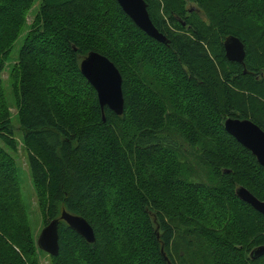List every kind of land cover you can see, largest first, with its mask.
Returning a JSON list of instances; mask_svg holds the SVG:
<instances>
[{"label": "trees", "instance_id": "1", "mask_svg": "<svg viewBox=\"0 0 264 264\" xmlns=\"http://www.w3.org/2000/svg\"><path fill=\"white\" fill-rule=\"evenodd\" d=\"M144 1L168 44L139 30L115 0H40L19 49L12 92L22 147L44 192L43 225L58 220L50 260L264 264V253L250 257L264 246V215L235 195L242 186L264 202V169L223 129L233 117L264 131V0ZM35 3L0 0V93ZM228 36L243 43L244 67L226 60ZM89 52L121 75L120 116L104 107L102 119L79 71ZM0 143L17 152L1 106ZM10 153L0 146V264H39ZM63 210L91 226L92 243L59 219Z\"/></svg>", "mask_w": 264, "mask_h": 264}, {"label": "water", "instance_id": "2", "mask_svg": "<svg viewBox=\"0 0 264 264\" xmlns=\"http://www.w3.org/2000/svg\"><path fill=\"white\" fill-rule=\"evenodd\" d=\"M123 13L133 24L148 37L161 43L168 44L164 35L158 32L153 25L144 0H115ZM183 25V24H182ZM225 58L230 63H237L244 67L245 48L243 43L235 36H228L223 42ZM79 71L89 85L94 89L102 113L104 107L114 112L117 116L123 113L124 99L122 94V78L118 69L105 56L96 52H89L80 62ZM245 73V70L244 72ZM224 131L233 137L237 143L247 149L264 169V131L248 119L228 117L223 122ZM236 197L248 204L255 211L264 215V202L258 200L246 188L239 186L235 190ZM73 231L80 235L86 242L94 241L91 226L81 217L62 211L59 217ZM37 247L48 254H58V220L49 221L41 230L37 240ZM264 253V246L252 250V259Z\"/></svg>", "mask_w": 264, "mask_h": 264}, {"label": "rangeland", "instance_id": "3", "mask_svg": "<svg viewBox=\"0 0 264 264\" xmlns=\"http://www.w3.org/2000/svg\"><path fill=\"white\" fill-rule=\"evenodd\" d=\"M40 0H36V3L28 11L26 18V26L24 27L22 33L12 44L11 50L8 57L5 60L4 69L1 73V93H0V106L7 112L10 124L13 129V136L17 143V152L10 153L4 145L0 143L3 149L11 154L17 166V175L19 182V194H20V213L25 217V222L29 226L32 233L33 239L36 242L41 230L44 227L45 218V203L43 201L44 192L42 190L35 189L32 184L28 172L27 163L25 160V155L22 147V131L18 123V100L17 97L12 92V85L17 81V74L13 72L15 63L17 60L19 49L23 43L25 34L28 31V25L32 23L34 16L38 9V4ZM175 99L177 105L183 103V101ZM181 102V103H180ZM180 247L183 248L181 245ZM179 247V248H180ZM178 248V249H179ZM37 259L39 264H52L50 256L45 252L41 251L37 247L36 251Z\"/></svg>", "mask_w": 264, "mask_h": 264}]
</instances>
